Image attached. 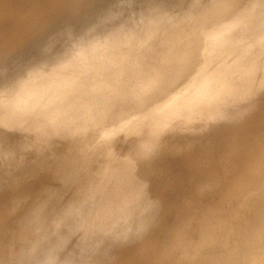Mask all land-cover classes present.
Returning a JSON list of instances; mask_svg holds the SVG:
<instances>
[{
  "label": "rangeland",
  "instance_id": "374dc122",
  "mask_svg": "<svg viewBox=\"0 0 264 264\" xmlns=\"http://www.w3.org/2000/svg\"><path fill=\"white\" fill-rule=\"evenodd\" d=\"M232 2L0 0V264H31L30 242L50 250L38 256L44 264H264V0ZM212 42L221 54L207 73L199 63L180 73L181 59L167 55ZM172 69V81L194 73L174 84ZM218 71L222 81H205ZM120 225L118 239L111 227Z\"/></svg>",
  "mask_w": 264,
  "mask_h": 264
},
{
  "label": "bare ground",
  "instance_id": "6f19581e",
  "mask_svg": "<svg viewBox=\"0 0 264 264\" xmlns=\"http://www.w3.org/2000/svg\"><path fill=\"white\" fill-rule=\"evenodd\" d=\"M200 1H201V0H200ZM208 1H209V0H208ZM213 1H214V0H213ZM237 1H239V0H237ZM151 2H152V1H151ZM221 2H222V1H221ZM228 2H229V1H228ZM234 2H235V0H234ZM234 2H232V4H233ZM195 3H196V2H195ZM195 3H194V4H195ZM213 3H214V2H213ZM226 3H227V2H226ZM206 4H208V3L206 2ZM219 4H220V3H219ZM219 4H218V5H219ZM224 4H225V3H224ZM263 4H264V3H263ZM174 5H175V4H174ZM198 5H199V4H198ZM117 6H118V5H117ZM194 6H196V5H194ZM225 6H226V5H225ZM225 6H224V8H225ZM263 6H264V5H263ZM56 7H57V6H56ZM206 7H207V6H206ZM222 7H223V6H222ZM231 7H232V6H231ZM261 7H262V6H261ZM177 8H178V7H177ZM190 8H192V6H191ZM198 8H199V7H198ZM214 8H215V7H213V8L211 7V9H214ZM262 8H263V7H262ZM58 9H59V8H58ZM192 9H195V7L192 8ZM196 9H197V8H196ZM225 9H226V8H225ZM176 10H177V9H176ZM176 10H175L174 12H176ZM189 10H190V9H189ZM189 10H188V12L191 13V10H190V11H189ZM204 10H205V9H204ZM209 10H210V9H209ZM222 10L225 11L224 9H222ZM263 10H264V9H263ZM194 11H195V10H194ZM202 11H203V10H202ZM206 11H207V10H206ZM206 11H205V12H206ZM220 11H221V10H220ZM229 11H230V10H229ZM229 11H227V12H229ZM174 12H172V15H173V16L175 15V14H173ZM185 12L188 13L187 11H185ZM178 13H179V12H177L176 14H178ZM190 13H189L188 15H190ZM192 13H193V12H192ZM206 13H207V12H206ZM229 13H230V12H229ZM231 13H232V12H231ZM234 13H235V12H234ZM63 14H64V13H63ZM184 14H185V13H184ZM222 14H223V13H222ZM222 14H221V15H222ZM226 14H227V13H226ZM261 14H262V13H261ZM57 15H58V14H57ZM67 15H68V14H67ZM186 15H187V14H186ZM188 15H187V16H188ZM201 15H202V14H201ZM177 16H178V15H176L175 17H177ZM184 16H185V15H184ZM196 16H197V15H196ZM198 16H199V15H198ZM210 16H211V15H210ZM217 16H218V15H217ZM225 16H227V15H225ZM233 16H234V15H233ZM171 17H172V16H171ZM192 17H193V16H192ZM211 17H212V16H211ZM173 18H174V17H173ZM189 18H190V17H189ZM189 18H188V19H189ZM217 18H218V17H217ZM222 18H223V17H222ZM231 18H232V17H231ZM253 18H254V17H253ZM182 19H183V18H181L180 22L182 21V23H184V22H183L184 19H183V20H182ZM197 19H199V17H198ZM223 19H224V18H223ZM233 19H234V18H233ZM250 19H251V18H250ZM261 19H263V18H261ZM185 20H186V18H185ZM176 21H177V20H176ZM223 21H224V20H223ZM190 22H191V21H190ZM215 22H216V21H215ZM215 22H214V23H215ZM218 22H219V21H218ZM221 22H222V19H221ZM221 22H219V23H221ZM240 22H243V21H240ZM261 22H262V21H261ZM188 23H189V22H188ZM214 23L212 24L213 27H211V28H213V29H217L218 27L214 26V25H215ZM222 23H223V22H222ZM184 25H185V24H184ZM188 25H189V24H188ZM217 26H218V25H217ZM233 28H234V27H233ZM190 29H191V28H190ZM151 30H152V29H151ZM176 31H177V30H176ZM187 31H188V30H187ZM237 31H238V30H237ZM145 34H146V33H145ZM123 35H124V34H123ZM140 35H141V34H140ZM185 35H186V33H185ZM144 36H145V35H144ZM149 36H150V35H149ZM192 36H193V35H192ZM221 36H223V34H222ZM221 36H220L219 38L215 37V40L220 39ZM250 36H251V35H250ZM138 37H139V36H138ZM154 37H155V35H154ZM162 37H163V36H162ZM146 38H147V37H146ZM176 38H178V37H176ZM191 38H192V37H191ZM196 38H197V37H196ZM231 38H232V37H230V34H229V39H231ZM133 39H134V38H133ZM171 39H174V37L171 38ZM153 40H154V39H153ZM168 40H169V39H168ZM178 40H179V39H178ZM97 41H98V40H97ZM101 41H102V40H101ZM162 41H163V40H162ZM181 41H182V40H181ZM197 41L199 42V40H197ZM197 41H196V44H198ZM151 42H152V41H151ZM206 42H207V41H206ZM206 42H205V43H206ZM155 43H156V42H155ZM189 43H190V41H189ZM212 43H213V44L211 45L212 47H210V46L208 45L209 48H210V50H209V48H208V50H204V49L207 48V47H205V46H204V47H200V45H199V46H197V48L200 47V49H198V50H196V51H193V48H194V46L196 45V44H195L194 46H192V47H193V48H192V51H193V52H192L191 49L188 47L187 49H189V52H190V53L188 52V54H186L185 56H183L184 54H183V55H179V54L177 55V53H178L179 51H178V52L175 51V53L177 52L176 54L173 52V53H171L172 55H170V54H167V55H169L170 57L172 56L173 58H175V57H179V58H175V60H176V59H177V60H178V59H181V61H182L183 63H181V64L179 65V68L181 67V69H180V70H181L180 73L183 72V70H185L188 66L190 67V66L192 65V67H193V65L195 66V64H197V63H199V64H197L198 66L196 65L197 67H199V65H200V68L197 69V70L200 72V74H201V73H204V72L207 73V70H206V67H205L204 64H206V65H211V64H213V63H214L213 61H215V60H212V59H215V57L217 56V54H219V55L221 54L220 52H218V51H221V49H219V48H221V46H220V47H218V46H215V47H214L215 43H214V42H212ZM229 43H230V42H229ZM231 43H232V42H231ZM237 43H238V42H237ZM157 44H158V43H157ZM206 44H207V43H206ZM143 45H144V44H143ZM147 45H148V44H147ZM165 45H166V44H165ZM165 45L163 44V46H165ZM171 45H172V44H171ZM202 45H204V44H202ZM99 46H100V45H99ZM154 46H155V45H154ZM184 46H185V44H184ZM141 47H142V46H141ZM155 47H157V46H155ZM155 47H153V48H155ZM167 47H168V45H167ZM169 47H170V46H169ZM101 48H102V47H101ZM165 48H166V47H165ZM195 48H196V47H195ZM197 48H196V49H197ZM201 48H202V49H201ZM212 48H213V49H212ZM138 49H140V48H138ZM160 49H161V48H160ZM170 49H171V48H170ZM181 49H183V48H181ZM185 49H186V48H185ZM185 49H184V50H185ZM216 49H217L218 51H217ZM142 50H143V49H142ZM164 50H165V49H164ZM91 51H92V50H91ZM95 51H96V50H95ZM162 51H163V50H162ZM162 51H161V53H162ZM169 51H170V50H169ZM185 51H186V50H185ZM96 52H97V51H96ZM121 52H122V51H121ZM124 52H125V51H124ZM164 52H167V51H164ZM183 52H184V51H183ZM155 53H156V52H155ZM167 53H168V52H167ZM93 54H94V53H93ZM145 54H146V53H145ZM147 54H148V53H147ZM163 54H164V53H163ZM206 54H207V55H206ZM199 55H200V56H199ZM205 55H206V56H205ZM124 56H125V55H124ZM160 56H161V55H160ZM202 56H203L204 58H201ZM92 57H93V56H92ZM92 57H91V58H92ZM94 57H95V54H94ZM125 57H126V56H125ZM125 57H124V59H125ZM148 57H150V56H148ZM162 57H163V56H162ZM164 57H165V56H164ZM170 57H169V58H170ZM197 57H199L202 61H200L199 58H197ZM217 57H218V56H217ZM89 58H90V57H89ZM95 58H97V57H95ZM95 58H94V59H95ZM166 58H168V57H166ZM150 59H152V58H150ZM159 59H160V58H159ZM163 59H164V58H163ZM125 60H126V59H125ZM125 60H124V62H125ZM170 60H171V59H170ZM172 60H173V59H172ZM172 60H171V61H172ZM177 60H176V61H177ZM161 61H162V60H161ZM163 61H164V60H163ZM171 61H170V62H171ZM173 61H174V60H173ZM181 61H179V63H180ZM204 61H205V63H203ZM90 62H91V61H90ZM95 62H97V61H95ZM164 62H165V61H164ZM177 62H178V61H177ZM82 63H83V62H82ZM84 63H85V62H84ZM105 63H106V62H105ZM105 63H104V64H105ZM201 63H203V64H201ZM46 64H47V63H46ZM78 64H79V63H78ZM89 64H90V63H89ZM94 64H95V63H94ZM165 64H166V63H165ZM167 64H168V63H167ZM169 64H171V63H169ZM172 64L175 65L174 62H172ZM172 64H171V65H172ZM85 65H86V64H85ZM176 65H177V64H176ZM176 65H175V66H176ZM96 66H97V65H96ZM103 66H104V65H103ZM175 66L172 65L171 67H175ZM177 66H178V65H177ZM196 66H195V67H196ZM201 66H202V67H201ZM80 67H82V66H80ZM84 67H85V66H84ZM114 67H115V66H114ZM149 67H150V66H149ZM169 67H170V66H169ZM192 67H191V68H188L189 71L191 70L190 72L194 71ZM37 68H38V67H37ZM86 68H87V67H86ZM150 69H151V68H150ZM153 69H154V67H153ZM165 69H166V66H165ZM168 69H169V68H168ZM173 69H175V68H173ZM173 69H172V71H173ZM170 70H171V69H169V71H170ZM177 70H179V69H177ZM205 70H206V71H205ZM161 71L163 72V70H161ZM161 71H160V72H161ZM166 71H168V70H166ZM169 71H168V72H169ZM172 71H171V72H172ZM185 71H186V70H185ZM185 71H184V72H185ZM189 71H187L188 73H184V76H185V74H190ZM175 72H176V71H175ZM175 72L173 71V73H171L172 75L174 74L173 76H172L171 74L169 75V74L166 72V74L169 75V76L167 75V78L171 80V77H173L172 80L175 79L174 77H175V74L177 73V72H176V73H175ZM178 72H179V71H178ZM32 73H33V72H32ZM164 73H165V72H164ZM164 73H163V74H164ZM180 73L178 74V75H179V78L181 77V76H180ZM193 73H194V72H193ZM193 73H191L190 75L192 76ZM195 73H196V72H195ZM163 74H162V75H163ZM166 74H164V75H166ZM182 74H183V73H182ZM37 75H38V74H37ZM125 75H126V74H125ZM156 75H157V74H156ZM178 75H177V76H178ZM220 75L223 76V74L220 73L219 71L216 72V74H214V75H212V76H208V74H206L205 81H206V82H209V81L212 82L213 79H218V78H220V77H221ZM177 76H176V80H174V81H177L176 83H178V81L181 80V79H183V77H184V76H183V77H181V79H179V78H177ZM186 76H188V75H186ZM39 77H41V76H39ZM188 77H189V76H188ZM223 77H225V76H223ZM41 78H42V77H41ZM160 78H162V77H160ZM160 78H159V79H160ZM167 78H166V80H167ZM44 79H45V78H44ZM156 79H157V76H156ZM163 79H165V78L163 77ZM185 79H187V78L185 77ZM206 79H207V80H206ZM222 79H223V78L221 77V79H220L219 81H222ZM45 80H46V79H45ZM152 80H154V78H153ZM157 80H158V79H157ZM166 80H164V81H166ZM172 80H171V81H172ZM183 80H184V79H183ZM40 81H41V80H40ZM47 81H48V79H47ZM155 81H156V80H154V82H155ZM171 81L169 82V80H168V84L170 83V84L172 85V82L174 83V81H172V82H171ZM228 81H230V80H229V79H228V80L226 79V81L223 82V85L229 87L230 82H228ZM43 82H44V81H43ZM148 82H149V81H148ZM148 82H147V83H148ZM150 82H151V81H150ZM161 82H162V81H161ZM152 83H153V82H152ZM156 83H157V82H156ZM176 83H174V84H176ZM168 84H166V85H168ZM170 84H169V85H170ZM143 85H144V84H143ZM146 85H147V84H146ZM148 85H149V84H148ZM153 85H154V84H153ZM157 85H158V84H157ZM157 85H156V86H157ZM41 86H42V85H41ZM139 86H140V85H139ZM44 87H45V85H44ZM144 87H145V86H144ZM146 87H147V86H146ZM154 87H155V86H154ZM163 87H164V86H163ZM135 88H136V87H135ZM137 88H139V87H137ZM137 88H136V89H137ZM141 88H142V86H141ZM164 88H165V87H164ZM164 88H163V89H164ZM42 89H43V88H42ZM133 89H134V88H133ZM136 89H135V90H136ZM144 89H145V88H144ZM159 89H161V86L159 87ZM79 90H80V89H79ZM96 90H97V89H96ZM145 90H146V89H145ZM145 90H144V91H145ZM151 90H152V88H150V91H151ZM130 91H131V90H130ZM133 91H134V90H133ZM141 91H143V90H141ZM146 91H147V90H146ZM136 92H137V91H136ZM138 92H139V91H138ZM147 92H149V91H147ZM36 93H37V92H36ZM134 93H135V92H134ZM144 93H146V92H144ZM194 93H195V91H194ZM202 93H203V92H202ZM207 93H208V92H207ZM84 94H85V93H84ZM91 94H92V93H91ZM132 94H133V93H132ZM138 94H139V93H138ZM138 94H137V95L135 94V95L138 96ZM167 94H168V93H167ZM191 94H192V93H190V95H191ZM197 94H198V93H197ZM204 94H205V93H204ZM133 95H134V94H133ZM133 95H131V97H133ZM135 95H134V97L136 98ZM139 95H140V94H139ZM145 95H146V94H145ZM170 95H171V94H170ZM194 95H195V94H194ZM201 95H202V94H201ZM205 95H206V94H205ZM109 96H110V95H109ZM109 96H107V97H109ZM126 96H127V95H126ZM143 96H144V94H143ZM196 96H197V95H196ZM10 97H11V96H10ZM16 97H17V96H16ZM95 97H96V96H95ZM111 97H112V96H111ZM131 97H130V95H129V98H127V97H126V98H127V100H128V99L131 100V99H132ZM141 97H142V96H141ZM141 97H139V98H141ZM169 97H170V96H169ZM199 97H200V96H199ZM103 98H104V96H103ZM126 98H124V99H126ZM139 98H138V99H139ZM143 98H145V100H144V99H140V100H142V102L146 101L147 98H146V97H143ZM165 98H166V95H165ZM182 98H183V96H182ZM189 98H190V97H189ZM111 99H112V98H110L109 100H111ZM124 99H123V100H124ZM106 100H107V99H106ZM109 100H108L107 102H110ZM113 100H115V98L111 100V106L113 105V104H112ZM117 100H120V99L117 98ZM127 100H126L125 104H126V103L128 104ZM133 100H134V99H132L131 102H132ZM136 100H137V99H136ZM143 100H144V101H143ZM147 100H148V99H147ZM120 101H121V100H120ZM134 101H135V100H134ZM134 101H133V103H134ZM188 101H189V100H188ZM101 102H102V101H101ZM107 102H106V103H107ZM118 102H119V101H118ZM140 102H141V101H140ZM146 102H147V101H146ZM185 102H186V101H185ZM185 102H184V103H185ZM104 103H105V102H104ZM114 103H115V102H114ZM160 103H161V102H160ZM187 103H188V102H187ZM109 104H110V103H108V105H107V104H106V105H107V106H110ZM125 104H124V105H125ZM143 104L145 105L146 103L144 102ZM96 105H97V104H96ZM98 105H99V104H98ZM98 105H97V106H98ZM114 105H117V104L115 103ZM122 105H123V103H122ZM124 105H123V106H124ZM131 105H132V104H131ZM168 105H169V104H168ZM192 105H193V104H192ZM120 106H121V105H120ZM142 106H143V105H142ZM157 106H158V104H157ZM157 106H156V107H157ZM179 106H180V105H179ZM154 107H155V106H154ZM164 107H165V106H164ZM188 107H189V106H188ZM80 108H81V107H80ZM104 108H105V106H104ZM109 108H110V109H109ZM112 108H114V107L112 106ZM112 108H111V107H108V109L105 108V110L110 111V110H112ZM140 108H142V107L140 106ZM140 108H139V109H140ZM184 108L186 109V107H184ZM184 108H183V109H184ZM152 109H153V108H151V111H152ZM155 109H156V108H155ZM155 109H153V110H155ZM171 109H172V108H171ZM176 109H177V112H178V111H179V110H178V107L173 108V110H171V112L174 113V114L172 113V114H173V117H175V112H176V111L174 112V110H176ZM185 109H184V110H185ZM184 110H183V111H184ZM187 110H188V109H187ZM91 111H92V110H91ZM103 111H104V110H103V108H102L101 112H103ZM145 111H148V110H144V112H145ZM149 111H150V110H149ZM151 111H150V112H151ZM157 111H158V110H157ZM183 111H182V112H183ZM98 112H100V111H98ZM104 112L106 113V111H104ZM104 112H103V113H104ZM169 112H170V111H169ZM169 112H167V113H169ZM186 112H187V111H186ZM188 112H189V110H188ZM105 113H104V114H105ZM112 113H113V112H112ZM142 113H143V112H142ZM153 113H154V112H153ZM156 113H157V112H156ZM178 113H179V112H178ZM93 114H94V113H93ZM93 114H92V115H93ZM104 114H103V115H104ZM106 114H107V113H106ZM110 114H111V113H110ZM148 114H149V113H148ZM148 114L144 113L143 115L146 117ZM92 115H91V116H92ZM107 115H108V114H107ZM153 115H154V114H153ZM97 116H98V115H97ZM111 116H113V114H111ZM111 116H110V117H111ZM149 116H150V118L152 117L150 114H149ZM156 116H157V115H156ZM159 116H160V115H159ZM159 116H157L158 119H159ZM166 116H167V118L169 119V116H168V115H166ZM166 116H165L163 119H165ZM170 116H171V113H170ZM179 116H181V115L179 114ZM93 117H94V116H93ZM145 117H144V118H145ZM154 117H155V115H154ZM160 117H162V116H160ZM173 117H171L170 119H172ZM94 118H95V117H94ZM150 118H148V119H150ZM157 118H156V119H157ZM175 118H177V117H175ZM175 118H174V120H177V119H175ZM80 119H81V118H80ZM99 119H100V118H99ZM99 119H98V121H99ZM137 119H138V117H137ZM145 119H146V118H145ZM163 119H162V120H163ZM94 120H95V119H94ZM146 120H147V119H146ZM146 120H144V123H145ZM151 120H152V119H151ZM153 120H154V118H153ZM153 120H152V122H154ZM160 120H161V119H160ZM166 120H167V119H166ZM172 120H173V119H172ZM172 120H171V122H172ZM100 121H101V120H100ZM142 121H143V120H142ZM142 121H141V122H142ZM155 121H156V120H155ZM163 121H165V120H163ZM167 121H168V120H167ZM167 121H166V122H167ZM78 122H80V121H78ZM107 122H108V121H107ZM136 122H137V121H136ZM147 122H148V121H147ZM168 122H170V120H169ZM168 122H167V123H168ZM98 123H99V122H98ZM104 123H105V122H104ZM138 123H139V122H138ZM142 123H143V122H142ZM157 123H158V122H157ZM159 123L162 125L161 121H160ZM163 123H164V122H163ZM190 123H191V122H190ZM78 124H80V123H78ZM93 124H94V123H93ZM108 124H109V122L107 123V125H108ZM152 124H153V123H152ZM154 124H155V123H154ZM160 124H159V125H160ZM164 124H165V123H164ZM164 124H163V125H164ZM169 124H170V123H169ZM173 124H174V123H173ZM175 124H176V123H175ZM59 125H60V124H59ZM104 125H106V123H105ZM146 125H147V124H146ZM161 125H160V126H161ZM163 125H162V126H163ZM67 126H68V125H67ZM67 126H66V127H67ZM71 126H72V125H71ZM152 126H153V125H152ZM160 126H159V127H160ZM164 126H165V125H164ZM171 126H172V125H171ZM61 127H62V126H61ZM73 127H75V126H73ZM91 127H92V126H90V129H91ZM102 127H103V126H102ZM143 127H144V125H142V128H143ZM75 128H76V127H75ZM78 128H79V127H78ZM88 128H89V127H88ZM92 128H93V127H92ZM100 128H101V127H100ZM127 128H128V127H127ZM149 128H150V127H149ZM154 128H155V127H154ZM37 129H38V128H37ZM69 129H70V128H69ZM85 129H86V128H85ZM90 129H89V130H90ZM102 129H103V128H102ZM132 129H133V128H132ZM160 129H162V127H161ZM166 129H167V128H166ZM91 130H92V129H91ZM91 130H90V131H91ZM112 130H113V129H111V131H112ZM139 130H141V128H139ZM139 130H138V131H139ZM153 130H154V129H153ZM155 130H156V129H155ZM55 131H56V130H55ZM65 131H66V130H65ZM73 131H74V129H73ZM86 131L88 132V129H87ZM118 131H119V130H118ZM134 131H135V130H134ZM142 131H143V130H142ZM142 131H141V133H143ZM151 131H152V130H151ZM156 131H157V130H156ZM69 132H70V131H69ZM105 132H107V131H105ZM144 132H146V131L144 130ZM40 133H41V132H40ZM62 133H63V132H62ZM73 133H75V132H73ZM81 133H82V132H81ZM91 133H92V132H91ZM107 133H108V132H107ZM119 133H121V132H119ZM129 133H130V132H129ZM131 133H132V132H131ZM141 133H140V134H141ZM53 134H54V133H53ZM87 134H88V133H87ZM105 134H106V133H105ZM135 134H136V133H135ZM143 134H144V133H143ZM143 134H142V135H143ZM146 134H147V132L145 133V135H146ZM33 135H34V133H33ZM60 135H61V134H60ZM82 135H83V133H82ZM82 135H81V139H80V140H82ZM129 135H130V134H129ZM145 135H143V136L145 137ZM147 135H148V134H147ZM37 136H38V135H37ZM61 136H62V135H61ZM61 136H60V137H61ZM63 136H65V135H63ZM63 136H62V137H63ZM68 136H69V135H68ZM68 136H66V137L68 138ZM143 136H141V137L137 136V138H139V139H140V138H144ZM39 137H40V136H39ZM60 137H59V138H60ZM62 137H61V138H62ZM66 137H65V138H66ZM70 137H71V136H70ZM72 137H74V136H72ZM77 137H78V136H77ZM77 137H76V138H77ZM94 137H95V136H94ZM132 137H133V136H132ZM135 137H136V136H135ZM135 137H133V138H135ZM146 137H147V136H146ZM146 137H145V138H146ZM43 138H44V137H43ZM49 138H50V136H49ZM59 138H57V139H59ZM79 138H80V137H79ZM87 138H88V137H87ZM145 138H144V139H145ZM151 138H152V137H151ZM52 139H53V137H52ZM62 139H63V138H62ZM68 139H70V138H68ZM74 139H75V138H74ZM83 139H85V138H83ZM90 139H91V138H90ZM120 139H121V138H120ZM148 139H149V137H148ZM148 139H147V140H148ZM45 140H46V139H45ZM47 140H48V139H47ZM53 140H55V139H53ZM64 140L67 141V139H64ZM64 140H62V143H61L62 145H63V141H64ZM70 140L73 141V139H70ZM70 140H68V141H70ZM77 140H79V139L77 138ZM77 140H75V142H74V141H73V142L71 141L70 143H72V144H73V143H76V142H78ZM80 140H79V141H80ZM93 140H94V139H93ZM93 140L91 139V141H93ZM135 140H136V138H135ZM141 140H142V139H141ZM145 140H146V139H145ZM145 140H143V141L145 142V145H146V147H147V146H149V144H148L149 142L146 143L147 140H146V141H145ZM149 140H150V139H149ZM149 140H148V141H149ZM59 141H60V139H59ZM87 141H88V140H87ZM130 141H131V140H130ZM130 141H129V142H130ZM143 141H140V142H142V143H141L142 145H143ZM82 142H83V143H82ZM82 142L80 141V143L84 144V141H83V140H82ZM134 142H135V141H134ZM66 143H67V142H66ZM80 143H78V145H79ZM86 143H87V142H86ZM127 143H128V142H127ZM132 143H133V142H132ZM136 143H137V142H136ZM136 143H134V144H136ZM41 144H42V143H41ZM134 144H133V145H134ZM137 144H138V146H139V143H137ZM141 144H140V145H141ZM147 144H148V145H147ZM151 144H152V141H151ZM76 145H77V143H76ZM86 145H87V144H85V147L88 146V145H87V146H86ZM90 145H92V144H90ZM142 145H141V146H142ZM56 146H57V145H56ZM73 146H74V144H73ZM119 146H122V145H119ZM138 146H137V147H138ZM150 146H151V145H150ZM45 147H46V146H45ZM74 147H75V146H74ZM88 147H89V146H88ZM142 147H145V146L143 145ZM142 147H140V149H141ZM156 147H157V146H156ZM37 148H39V146H38ZM52 148H53V147H52ZM113 148H114V147H113ZM113 148H112V149H113ZM54 149H56V147H55ZM112 149H111V151H112ZM123 149H124V148H123ZM134 149L136 150V148H134ZM155 149H156V148H155ZM45 150H46V148H45ZM50 150H51V149H50ZM58 150H59V149H58ZM88 150H89V149H88ZM131 150H132V149H131ZM131 150H130V151H131ZM135 150H134V151H135ZM138 150H139V147H138ZM141 150H142V149H141ZM141 150H140V151H141ZM36 151H37V150H36ZM42 151H43V149H42ZM42 151H41V153H42ZM48 151H49V150H48ZM51 151H52V150H51ZM54 151H55V150H54ZM56 151H57V150H56ZM60 151H63V150L61 149ZM114 151H116V150H114ZM143 151H144V150H143ZM39 152H40V151H39ZM88 152H89V151H88ZM119 152H121V150H120ZM127 152H128V151H127ZM41 153H40V154H41ZM44 153H45V151L43 152V154H44ZM46 153H47V152H46ZM49 153H51V152H49ZM52 153H53V152H52ZM60 153H62V152H60ZM63 153H65V152H63ZM63 153H62V154H63ZM90 153H92V151H91ZM122 153H123V152H122ZM124 153H125V152H124ZM124 153H123V158L121 157V155H120V157H119V158H121V160L124 159L123 162H125L126 159H127L126 157H125L126 159L124 158ZM128 153H130V154H131V157H133L132 153H135V152H132V153H131V152H128ZM128 153H127V155H125V156H127V157L129 158L130 156L128 155ZM40 154H39V155H40ZM43 154H42V155H43ZM56 154H57V153H56ZM62 154H61V155L58 154V155H59V156H62ZM135 154H136V153H135ZM36 155H38V154H36ZM48 155H49V154H48ZM53 155H55V154H52V155H50V156H53ZM46 156H47V155H46ZM50 156H49V157H50ZM85 156H86V155H85ZM88 156H89V155L87 154V157H88ZM39 157H40V156H39ZM53 157H54V156H53ZM44 158H45V157H44ZM71 158H72V157H71ZM71 158H70V159H71ZM73 158H74V157H73ZM73 158H72V159H73ZM82 158H83V157H82ZM119 158H118V161L120 160ZM38 159H39V158H38ZM40 159H41V158H40ZM45 159H46V158H45ZM70 159H68L67 162H69ZM72 159H71V161H72ZM73 160H75V159H73ZM76 160H78V159H76ZM112 160H113V159H112ZM115 160H117V159H115ZM121 160H120V161H121ZM37 161H38V160H37ZM71 161L69 162V164L71 163ZM78 161H80V160H78ZM113 161H114V160H113ZM113 161H112V162H113ZM35 162H36V160H35ZM72 162H73V161H72ZM108 162H109V161H108ZM108 162H105V163H108ZM33 163H34V162H33ZM37 163H38V162H37ZM39 163H40V162H39ZM56 163H57V162H56ZM75 163H76V161L74 162V164H75ZM119 163H120V162H119ZM53 164H54V163H52V165H53ZM91 164H92V163H91ZM91 164H90V165H87V166H85V167H88V166H89V167H92L93 165L91 166ZM98 164H99V163H98ZM98 164H97V165H98ZM112 164H114V163H112ZM112 164H111V165H112ZM35 165H36V164H35ZM54 165H55V164H54ZM58 165H59V164L57 163V165H55V166L58 167ZM97 165H95V166H97ZM102 165H103V164H102ZM104 165H105V164H104ZM104 165H103V166H104ZM107 165L110 166V163L107 164ZM117 165H118V163H117ZM32 166H33V165H31V167H32ZM70 166H73V165H70ZM105 166H106V165H105ZM112 166H113V165H112ZM119 166H120V165H119ZM37 167H38V166H37ZM37 167H35V168L37 169ZM52 167H53V166H52ZM56 167H53V168H54V171H55V170H58V171L60 172V171L63 169L62 166H61L62 169H60V170H59V168L55 169ZM68 167H69V165H68ZM85 167L82 168V169H85ZM98 167H99V166H98ZM110 167H111V166H110ZM117 167H118V166H117ZM117 167H116V168H117ZM35 168H34V169H35ZM94 168H95V167H94ZM27 169H28V168H27ZM38 169H39V168H38ZM82 169H81V170H82ZM91 169H93V168H90V170H91ZM113 169H114V168H113ZM46 170H47V169H46ZM63 170H64V169H63ZM65 170H67V169H65ZM81 170H80V172H81ZM85 170H87V168H86ZM25 171H27V170H25ZM32 171H33V169H32ZM36 171H37V170H36ZM41 171H43V170H41ZM107 171H108V169H107ZM29 172H31V171H29ZM37 172H38V171H37ZM39 172H40V171H39ZM46 172H47V171H46ZM80 172H77V170H74V171H72L71 173H73V177H74V173H78V174H79ZM86 172H87V171H86ZM89 172H90V171H89ZM104 172H105V170H104ZM104 172H103L101 175H104V174H105ZM35 173H36V172H35ZM35 173H34V174H35ZM38 174L41 175V173H38ZM61 174H62V171H61ZM64 174H68V171H67V173H64ZM78 174H77V175H78ZM83 174H85V171L83 172ZM24 175H25V174H23L22 176H24ZM43 175H44V173H43ZM58 175H59V173H57V177H58ZM87 175H89L91 179H95V178L97 179V177L99 178V177L101 176V175H100V176H97V175H95V173H93V174H87ZM124 175H126V172H125ZM79 176H81V174H80ZM79 176H78V177H79ZM37 177H38V176H37ZM55 177H56V176H55ZM78 177H77L76 180H80ZM125 177H128V175L125 176ZM34 178H35V177H34ZM41 178H42V177H41ZM22 179H25V178H22ZM35 179H36V178H35ZM38 179H39V177H38ZM42 179H43V178H42ZM58 179H60V178H58ZM96 179H95V180H96ZM27 180H28V178H27ZM30 180H31V179H30ZM49 180H50V179H49ZM49 180H48V181H49ZM51 180H52V179H51ZM51 180H50V181H51ZM67 180H68V175H67V176L63 175V177H62V179H61L60 181H61V183H62V182H63V183H64V182L66 183ZM97 180H98V179H97ZM22 181H23V180H22ZM34 181H36V180H34ZM44 181H45V180H44ZM53 181H54V180H53ZM53 181H52V182H53ZM23 182H24V181H23ZM23 182H22V183H23ZM36 182H37V181H36ZM38 182H39V180H38ZM45 182H46V181H45ZM58 182H59V181H58ZM41 183H43V182H41ZM48 183H49V182H48ZM23 184H24V183H23ZM26 184H27V183H26ZM32 184H33V179H32L31 185H32ZM44 184H45V183H44ZM116 184H117V186L120 185L119 182H116ZM35 185H37V184H35ZM38 185L40 186V184H38ZM38 185H37V187H38ZM104 185H105V183H104ZM21 186H22V185H21ZM21 186H20V187H21ZM24 186H25V185H24ZM27 186H29V184H28ZM32 186H34V185H32ZM44 186H46V185H44ZM44 186H43V187H44ZM47 186H48V185H47ZM47 186H46V188H47ZM25 187H26V186H25ZM40 187H41V186H40ZM40 187L37 188V189H38V193H39ZM64 187H65V186H64ZM106 187H109L108 183H106ZM65 189H66V188H65ZM69 189H70V188H69ZM74 189H75V188H74ZM26 190H27V189H26ZM26 190H25V191H26ZM28 190H31V189H28ZM32 190H34L33 187H32ZM46 190H47V192H48L49 189H46ZM46 190H45V191H46ZM21 191H22V189H21ZM21 191H20L19 195H21V193H23L24 190H23L22 192H21ZM75 191H76V190H75ZM32 192H33V191H32ZM36 193H37V192H36ZM42 193H46V192H42ZM79 193H80V192H79ZM27 194H28V192L25 193L26 196H23L24 194H22V197L27 198V197H28ZM39 194H40V193H39ZM47 194H48V193H47ZM80 194H81V193H80ZM16 195H17V194H16ZM19 195H18V199L21 198V200H22V197L19 198ZM32 195H34V194H31V195H29V196L32 197ZM36 195H37V194H36ZM41 195H42V194H41ZM43 195H44V194H43ZM81 196H83V195H81ZM16 197H17V196H16ZM31 197H30V198H31ZM33 197H34V196H33ZM36 197H37V196H35V198H36ZM41 197H42V196H41ZM44 197H45V196H44ZM8 198H9V197H8ZM42 198H43V197H42ZM13 199H14V198H13ZM13 199H12V200H13ZM18 199H17V200H18ZM28 199H29V198H28ZM40 199H41V198H40ZM40 199H39V201H40ZM7 200H9V199H7ZM7 200H6V201H7ZM15 200H16V199H15ZM15 200H14L12 203L16 202ZM32 200H33V199H32ZM32 200H31V202H32ZM34 200H35V199H34ZM34 200H33V201H34ZM18 201H20V200H18ZM18 201L16 202V204L18 203ZM26 201H27V200H26ZM36 202H37V201H36ZM36 202H35V203H36ZM51 202H52V201H51ZM4 204H5V203H4ZM4 204H3V205H4ZM21 204H22V203H21ZM51 204H52V206H51L50 208L52 209V207H54V209H53L52 211H56L57 213L62 212V211H60V206H61V205H60V206H59V205H55V203H51ZM5 205H8V204H5ZM5 205H4L3 207H4V209L8 212V213H6V214H8V216H9L11 210L9 209V211H8L7 208H9V207L6 206V208H5ZM11 205H13V204H11ZM11 205H9L10 208H11ZM23 205H24V204H23ZM0 206H1V205H0ZM24 206H28L27 203H26V205H24ZM1 207H2V206H1ZM12 207H13V206H12ZM16 207H17V206H16ZM61 207H63V206H61ZM17 208H18V207H17ZM11 209H12V208H11ZM21 209H22V207H21ZM58 209H59V210H58ZM12 210H13V209H12ZM22 210L24 211V209H22ZM22 210H20V208H19V211H20L19 216H20L21 213H23ZM62 210H63V209H62ZM129 210H130V209H129ZM2 211H3V210H2ZM6 211H5V212H6ZM17 211H18V210H17ZM19 211H18V212H19ZM5 212H4V214H5ZM11 212H12V211H11ZM18 212H17V213H18ZM24 212H25V211H24ZM12 213H14V212H12ZM130 213H131V210H130ZM15 214H16V213H15ZM11 215H12V214H11ZM8 216L5 215V220L8 218ZM15 216H16V215H15ZM19 216H18V217H19ZM3 217H4V216H3ZM6 217H7V218H6ZM21 217H22V216H20L19 218H21ZM10 218H11V217H10ZM10 218H8V220H9ZM12 218H13V216H12ZM61 218H62V217H61ZM117 218H118V216H117ZM22 219H24V218H22ZM119 219H120V217L118 218V220H119ZM3 220H4V218H3ZM9 221H10V220H9ZM2 222H3V221H2ZM2 222H1V223H2ZM4 223H5V222H4ZM4 223H3V224H4ZM68 223H69V222H68ZM7 224H8V223H7ZM10 224H12V223L10 222ZM65 224L67 225V222H65L64 225H65ZM121 224H124L123 220L121 221ZM64 225H62V226H64ZM66 225H65V226H66ZM70 225H71V222H70ZM65 226H64V227H65ZM67 226H69V224H68ZM67 226H66V228H67ZM8 228H9V227H8ZM0 229H1V228H0ZM111 230H113V231L115 230V236H114V237H117V236H118V237H117L118 239H119V238H125V237H126V235H125V230H124V228H123V225H122V226L120 225V226L115 227V228L111 227ZM4 231H5V230H4ZM11 231H12V230H11ZM1 232H2V231H1ZM11 234H12V232H11ZM7 235H8V234H7ZM21 235H22V234H21ZM18 236H20V233H19V235H17V237H16L17 240L21 241L22 239H24V238L19 239L21 236H20V237H18ZM10 237H11V236H10ZM28 241H29V240H28ZM23 242H24V241H23ZM23 242L21 241V243H23ZM26 244H27V243H26ZM29 246H30V248H29ZM29 246H28V247H27V246L25 247V248H27V249L29 248L28 250L26 249L25 251H26V254H27V255H29V254L31 255L30 259L32 258V259H31L32 261L29 260V257H28L26 254H25V255H26L28 258H25V257H24V256H25L24 254H23V257H24L25 259H27V261L29 260V261L31 262V264H40L41 262H42V264H44V263H43V260H44V259H43L42 261H40L39 257H41V259L44 257V253L46 252V249H44L45 252H44V250H43V252L41 253L40 251H42V249H41V247L38 246V244H37L36 242H32V243L30 242V245H29ZM50 247L53 248V246H50ZM50 247H49V248H50ZM55 247H56V246H55ZM52 248H51V249H52ZM39 249H40V250H39ZM47 249H48V248H47ZM29 250H30V251H29ZM105 250L107 251L106 248H105ZM48 251H50V250L48 249ZM48 251H47V253H48L49 256H50V253H49ZM23 252H24V250H23ZM28 252H29V254H28ZM109 252H110L109 254L112 255V252H111V251H109ZM8 253H12V252H8ZM14 253H15V252H14ZM47 253H45V254H47ZM15 254H17V252H16ZM21 254H22V252H21ZM48 254H47V255H48ZM30 255H29V256H30ZM47 255H46V256H47ZM0 256H1V255H0ZM3 256H4V253H3ZM13 256L17 258V257L20 256V255H18V256L13 255ZM38 256H39V257H38ZM46 256H45V258H47V259L49 258L48 261H50V257H51V256H50V257H49V256L46 257ZM6 257H7V256H6ZM23 257H21L20 260H21ZM4 258H5V256H4ZM4 258H3V260H5ZM51 258H52V257H51ZM7 259H8V258H7ZM7 259H6V260H7ZM12 259H13V257H12ZM14 259H15V258H14ZM47 259H45V260H47ZM10 260H11V259H10ZM51 260H52V263H54V262H53L54 260H53V259H51ZM8 261H9V259L7 260V262H8ZM17 261H19V260L17 259ZM23 261H24V259H23ZM25 261H26V260H25ZM29 261H28V262H29ZM44 262H45V261H44ZM12 263H15V264H16L15 260H13ZM20 263H21V262L19 261L18 264H20ZM45 263H46V262H45ZM50 263H51V262H49V263H47V264H50ZM52 263H51V264H52ZM25 264H27V262H26ZM28 264H30V263H28Z\"/></svg>",
  "mask_w": 264,
  "mask_h": 264
}]
</instances>
